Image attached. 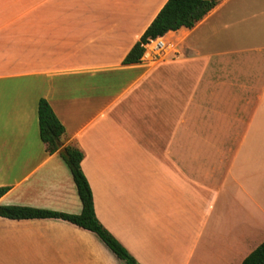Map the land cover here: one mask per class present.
Returning a JSON list of instances; mask_svg holds the SVG:
<instances>
[{"label":"crops","instance_id":"obj_1","mask_svg":"<svg viewBox=\"0 0 264 264\" xmlns=\"http://www.w3.org/2000/svg\"><path fill=\"white\" fill-rule=\"evenodd\" d=\"M166 1L0 0V206L81 212L39 137L44 99L83 153L97 219L140 264H241L264 242V0H220L124 65ZM219 130L238 140L212 179ZM0 264L123 263L66 221L0 217Z\"/></svg>","mask_w":264,"mask_h":264},{"label":"trees","instance_id":"obj_2","mask_svg":"<svg viewBox=\"0 0 264 264\" xmlns=\"http://www.w3.org/2000/svg\"><path fill=\"white\" fill-rule=\"evenodd\" d=\"M220 0H167L139 40L123 59L124 65L137 64L145 52L144 45L163 37L167 32L192 28ZM38 130L41 142L49 154L58 153L72 176L81 202L80 214H66L42 209L0 206V217L11 220L59 219L95 234L123 264H140L129 251L99 222L95 215L93 196L85 178L81 161L83 153L71 144H65V130L46 100L37 105ZM7 188H0V197ZM241 264H264V242L253 250Z\"/></svg>","mask_w":264,"mask_h":264},{"label":"rangeland","instance_id":"obj_3","mask_svg":"<svg viewBox=\"0 0 264 264\" xmlns=\"http://www.w3.org/2000/svg\"><path fill=\"white\" fill-rule=\"evenodd\" d=\"M231 121H228V123H230ZM222 130V128H221ZM221 137V138H220ZM216 140V142L221 139V140H224L225 143H226V150L223 152V153H219L218 155L219 156V159H216V157L214 156V152H211L209 154H204V158H203V162L204 164H206L207 168L209 169V171L211 172V177L212 179L214 178H219L221 179L223 176L226 175V172H227V169H228V163H229V160H230V157L232 155V151L236 145V141L238 140V137H227L225 134H224V131L223 132H220L219 130V134L218 136H216L214 138ZM247 143L244 145V147H246ZM204 148L207 149V151H213L214 149H211L206 146H204ZM242 151H240L239 155H238V158L234 164V166L232 167V171L231 173L233 174V176L235 178H238L239 181L241 182V179L243 177H241V174H242V164H241V157H242ZM252 172V170H251ZM231 176V175H230ZM230 176L228 178H230ZM231 179H229V185L231 184ZM212 184H214V181H212ZM223 203V201H221V204ZM221 206L219 207L218 206V209H220Z\"/></svg>","mask_w":264,"mask_h":264},{"label":"built area","instance_id":"obj_4","mask_svg":"<svg viewBox=\"0 0 264 264\" xmlns=\"http://www.w3.org/2000/svg\"><path fill=\"white\" fill-rule=\"evenodd\" d=\"M153 43H154V41H150L148 44L144 45L145 52L143 54V57L148 56V53L149 52H147V51H148L150 45H152ZM160 47H161V42L160 41H157V42L154 43V45H153L152 48L153 49H157V48H160Z\"/></svg>","mask_w":264,"mask_h":264}]
</instances>
